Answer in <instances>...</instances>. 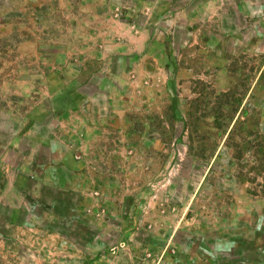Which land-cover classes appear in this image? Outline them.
I'll return each mask as SVG.
<instances>
[{
    "label": "rangeland",
    "instance_id": "rangeland-1",
    "mask_svg": "<svg viewBox=\"0 0 264 264\" xmlns=\"http://www.w3.org/2000/svg\"><path fill=\"white\" fill-rule=\"evenodd\" d=\"M0 264H264V0H0Z\"/></svg>",
    "mask_w": 264,
    "mask_h": 264
},
{
    "label": "crops",
    "instance_id": "crops-1",
    "mask_svg": "<svg viewBox=\"0 0 264 264\" xmlns=\"http://www.w3.org/2000/svg\"><path fill=\"white\" fill-rule=\"evenodd\" d=\"M157 1H160V0H139V5L140 4H145V3H148V4H151V5H155Z\"/></svg>",
    "mask_w": 264,
    "mask_h": 264
}]
</instances>
